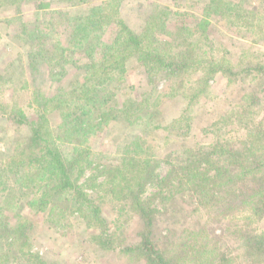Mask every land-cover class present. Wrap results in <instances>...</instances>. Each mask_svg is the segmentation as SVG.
Returning <instances> with one entry per match:
<instances>
[{
	"label": "rangeland",
	"instance_id": "rangeland-1",
	"mask_svg": "<svg viewBox=\"0 0 264 264\" xmlns=\"http://www.w3.org/2000/svg\"><path fill=\"white\" fill-rule=\"evenodd\" d=\"M207 1L0 0V182L11 154L28 158L37 149V141L30 147L26 142L42 113L43 126L58 133V124L75 101L88 98L89 90L84 88L87 71L81 66L85 57L75 42L81 19L93 9L101 16L98 39L117 54L121 49L128 51V45H120L123 38L127 40L122 22L136 32L145 26L149 30L153 23L143 38L148 48H157L158 54L176 62L203 60L198 69L148 72L137 55L126 59L128 69L116 81L117 89L111 87L113 80L108 85L114 93L105 107H110V116L96 134L79 145L83 153L80 164L87 168L79 181L100 208V219L92 215L90 207L84 209L90 217L82 216L72 195H58L50 217L48 211L25 205L34 173L43 165L35 160L26 173L12 177L17 183L7 191L9 201H3L0 193V223L15 226L20 215L28 236L24 245L22 238L11 240L16 238L13 231H1L0 264H39L38 256L44 264H148L143 253L122 249L139 244L147 226L134 201L137 196L145 205L161 206L151 227L159 248L186 241L193 233L201 239L204 232L208 236L216 233L223 235L227 258L223 264H264V251H252L244 244L248 234L264 232V215H251L246 204L231 209L204 204L194 195L190 177L181 168L177 177L182 176L184 190L175 192L173 201L161 197L169 196V186L159 195L155 181H146L144 187L136 184L143 178L140 172L147 161L159 180L174 164L187 165L194 152L208 151L216 142L241 153L251 144L253 132L249 130L255 124L264 128V97L258 93L255 78L257 64L264 63V0H218L217 9L211 8L208 17ZM161 11L167 18L166 31L160 33ZM178 25H184V30ZM36 29L45 42L32 37ZM157 36L166 42L151 41L152 47L148 46L147 41ZM39 47L50 54L51 61L35 72L28 54ZM249 67L254 68L251 73H247ZM224 68L237 73H223ZM253 95H258L256 102ZM137 115L143 116L138 122ZM176 119L181 124L164 129ZM74 146L62 147L73 151ZM219 158L212 156L214 163ZM237 179L241 203L252 176ZM172 181L179 184L176 177ZM106 235L111 236L108 245Z\"/></svg>",
	"mask_w": 264,
	"mask_h": 264
},
{
	"label": "trees",
	"instance_id": "trees-1",
	"mask_svg": "<svg viewBox=\"0 0 264 264\" xmlns=\"http://www.w3.org/2000/svg\"><path fill=\"white\" fill-rule=\"evenodd\" d=\"M206 4V16L208 17L210 11L215 6L217 9L218 0H209ZM237 5L236 3L234 4V6ZM231 9L233 8L231 7ZM97 10L93 9L84 19H81L83 23H81L82 25L79 24V26L81 25L80 27L78 26L80 29L78 30L79 33L76 34L75 42L76 48L80 49L85 57V64L81 66H85V70L87 71L84 76L86 80L84 88L89 90L88 98L85 97L84 101H75L73 108L65 114L62 122L58 124L57 127L58 129L60 128L58 133L50 128L46 129L43 126L45 114L40 113L39 120L35 126H32V134L26 142V145L28 144L27 146H32V143L37 141V149H34L28 158H21V155L17 157V153L14 152V154L10 155L9 161L5 164V168L2 171L5 177L0 182V193L4 194L5 199L3 201L5 202L11 199L7 191L9 189L13 190V184L17 183L16 180L11 181L12 177L14 175H23L30 169L35 160H40L43 165L39 166L37 172L34 173L36 175L35 182L30 187L31 189L28 194L30 198H28L25 205H28L31 209L39 208L43 211H48V217H50L56 210L55 206H52V203L56 201L55 198L60 194H65L66 196L72 195V200H74L77 209L82 211L79 212L82 216L84 215L87 219L89 214H86L87 212L85 211L87 210L84 209L90 207V210L93 212L92 215L99 218L100 208H98L94 198L88 197L89 194L83 191L79 181L81 175H85L87 169L80 164L83 161V153L79 145L96 134L111 114V110H108L110 107L105 108L109 100L113 98L112 95H114L111 91L112 88L110 86L108 87L110 81L113 80L111 87L117 89L116 81L128 69L125 61L133 55H137V58L145 63L148 72H151L152 69L160 68L164 72L184 68L198 69V67H202L200 64L203 65V60H186L185 58L180 62H176L177 60L174 61V59L168 60L166 57L157 53V48H148L143 38L145 36L144 34H147L153 28V23L149 30L145 26L142 31L136 32L122 22L123 33L127 40L123 38L120 41V45H128V51H126L128 53L124 52L123 49L118 54L113 52L108 44H103L102 40L98 39L101 36L96 33V30L99 29L98 25L100 24L101 16H96ZM160 13L159 18L161 21H158L157 24L158 27L160 26L161 33L166 31L165 21L167 14L163 11ZM244 13H239V15H243ZM235 15L237 16L238 14L235 13ZM152 17L155 18L154 16ZM178 27L184 30V25H178ZM34 32L33 35L31 34L32 37L36 36L39 43H41L40 39H42V42H45L44 37L39 34V30L36 29ZM151 41L164 44L166 38H158L157 36V38L148 40L147 45L152 47ZM99 47H102L100 51ZM28 57L30 68L35 72H39V65L45 61H51L50 54H45L41 47L30 50ZM111 60L113 61L111 62ZM81 66L78 65V67ZM252 69L254 68L249 67L247 73H251ZM221 70L224 71L223 73L228 71L233 76L237 73L228 68ZM214 71L216 72L218 69L215 68ZM166 75L163 77H166ZM255 78H257L258 93L264 97V63L257 64ZM257 98L258 95H253L252 101L256 102ZM98 103L101 106H98ZM142 118V115H137L135 119L138 122ZM180 120H174L173 124L165 126L164 129L181 124L182 121ZM132 121L134 122V120ZM263 123L261 122V124ZM262 127V125L255 124L249 130L253 132L250 133L252 135L251 144L246 145L243 152L239 153L226 143L221 144L216 142L208 151L194 152V158H187V165L181 164L179 166L174 164L169 169V172L159 180H157L158 175H154V167H152L151 162L144 161L143 171L140 172L143 178L142 180L136 181V184L144 187L146 181H155L153 183H155L156 190L158 191L156 194L159 195L162 194L161 192L166 186H169V196L164 197L161 195V197L163 200L173 201L175 199V192L181 194L182 190H184L182 187V176L177 177L179 174L178 169L181 168L182 170H186L183 175L187 174L190 177L188 181L192 184L194 195H198L204 204L217 206L221 209H225L227 206L231 209L235 206L246 204L250 207L251 215H258V217L262 218L264 215V128ZM64 144H74L73 151L63 150L62 146ZM127 153H129V150ZM215 155L220 158L214 163L212 156ZM221 156L224 158H221ZM129 162L131 163V160ZM244 175L252 176V181L246 185V190L243 193V202L240 203L238 202L239 194H237L236 187H238V183L236 180H238L237 178H242ZM175 177L176 181L179 182L178 185L172 181ZM213 179L214 182L211 185L210 182ZM3 183L6 185L3 186ZM136 199L134 201L140 207L139 210L143 213L144 222L147 226L143 236L140 238L139 244L136 246H123L122 249H124V252H132L135 250V252L143 253V257L146 258L148 264H191V260L193 259L196 261L195 264H206L208 261L212 264H223L227 260L225 252H223V235L221 237L220 234L216 233L208 236L204 232V239H201V235L193 233L186 238V241H181L177 244L175 242L171 243L165 249L159 248L152 237L151 227L154 225L155 212L161 206L159 204L153 207L152 205H145L146 203L140 196H137ZM17 216L18 222L15 226H10L7 222L0 223V237L3 236V232L5 233L6 230L9 232L13 231L16 234V238L12 236L11 240L15 239V241H19L22 238L25 241V245L28 236L24 229H26L27 225L20 215ZM109 238L111 236L106 235V239L104 240L106 245L110 244L106 242ZM244 244L247 248L250 247L252 251L257 250L258 252H263L264 232L248 234ZM214 255L217 256L216 260L212 259ZM37 258L39 264H44V261L39 256Z\"/></svg>",
	"mask_w": 264,
	"mask_h": 264
}]
</instances>
